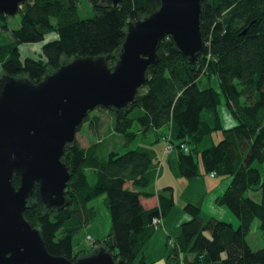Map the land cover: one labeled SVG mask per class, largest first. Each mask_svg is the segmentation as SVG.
<instances>
[{"label": "trees", "instance_id": "16d2710c", "mask_svg": "<svg viewBox=\"0 0 264 264\" xmlns=\"http://www.w3.org/2000/svg\"><path fill=\"white\" fill-rule=\"evenodd\" d=\"M85 1L93 11L85 19L79 18L81 0H26L17 12V28L8 26V16H0L1 73L38 83L48 72L76 58L103 57L111 67L124 42L126 24L157 9L156 0H120L116 6ZM200 30L203 43L209 45H204L196 63L189 64L175 50L170 36L163 38L157 48L158 62L147 67L144 85L124 113L96 108L112 120L107 134L86 147L76 138L66 147L62 162L70 179L65 207L23 211L51 256L74 261L92 252L75 253L72 240L94 219V209L88 204L106 194L110 232L94 245L109 251L115 261L147 264L143 249L156 229L152 220L164 219L174 206L171 188L152 190L160 171L153 148L159 136L122 154L106 148L114 139L123 137L128 147L138 133L166 128L177 150L181 177H198L200 162L208 174L232 177L216 204L226 207L238 221L235 228L215 218L203 220L200 209L186 203L183 208L189 219L180 224L174 238L183 264H264V248L252 250L246 241L255 220L264 234V179L251 167L264 161V0H201ZM34 43H43L40 53L22 58L19 46ZM212 77L236 121L231 128L222 129L219 92L199 85L201 78L208 83ZM102 122L97 112L93 117L88 114L82 124L88 123L96 136ZM219 130L222 139L213 144L211 135ZM89 174L95 178L93 184ZM127 183L133 190L125 188ZM19 184L15 176L13 185ZM249 192H259L260 201L247 196ZM153 196L157 206L145 209L140 197ZM177 255L173 248L167 264H178Z\"/></svg>", "mask_w": 264, "mask_h": 264}, {"label": "water", "instance_id": "95a60500", "mask_svg": "<svg viewBox=\"0 0 264 264\" xmlns=\"http://www.w3.org/2000/svg\"><path fill=\"white\" fill-rule=\"evenodd\" d=\"M24 1L0 0V16L14 17ZM105 1L113 6L120 2ZM156 3L153 13L126 24L111 67L103 57H82L63 63L38 83L0 76V264H124L101 247L74 261L51 256L23 211L65 207L70 179L62 162L66 147L91 111L102 107L121 115L134 102L147 67L159 60L163 38L170 36L191 65L202 55L201 0ZM15 176L20 180L17 188Z\"/></svg>", "mask_w": 264, "mask_h": 264}, {"label": "rangeland", "instance_id": "374dc122", "mask_svg": "<svg viewBox=\"0 0 264 264\" xmlns=\"http://www.w3.org/2000/svg\"><path fill=\"white\" fill-rule=\"evenodd\" d=\"M92 15H93V11H92L91 5L88 2H86L85 0H81V5L79 8V18L85 19V18L91 17ZM7 22H8V26L10 28H17L19 26V22H20V15L16 14L14 17H8ZM42 44L43 43L20 45L19 46V52L21 54V57L25 58L27 56L37 55L36 53L40 52ZM199 83H200L199 85L201 88H205L207 85H209V86L213 87L217 92H219L220 104H219L217 110H218L219 119L221 122L222 129H228V128L235 126L236 121L233 119V117L230 114V111L226 107L224 96L220 93L218 81L216 80V78L212 77L211 80L208 81V83L206 82V80L204 78H201ZM97 112L103 121L101 123V126L98 129L97 135L96 136L92 135V132L89 129L88 123H83L80 127V130L76 133V139L78 140V142L80 143L81 146H86L92 140H94V138H101V137L103 138L104 135H106L107 131L109 130V127H110V124L112 121L110 119V116L108 117L107 113H105L104 111L95 109L89 113L90 117L95 116L97 114ZM137 127H138L137 125H134L133 130H136ZM166 133H168L166 128L162 129L161 131H159L157 133H152V134H148L145 136H142L141 133H138L137 136L129 143L130 145L128 147L124 145L125 141H124V139H122L123 137L122 138L120 137V139H118V140L117 139L113 140L115 143L108 142L110 146H108V148H106V150H107V152L110 150H113V151L118 152L119 154H122V153H125L128 149H133L138 145L145 144V141H147L151 137L153 138L151 142H153L155 140V138H157V136H159V141L155 142L153 146L157 145L156 148H158V149L163 147L162 148V152H163V149L165 148V145H166L165 144L166 143V137H167ZM164 135H166L165 138H164ZM210 139H211V142L213 144H217L222 139V131L219 130V131L213 132ZM172 152L177 155L176 149H173ZM162 155H163V153H162ZM167 155L168 154L163 155V156H167ZM168 160H169V158L166 159V162H168ZM199 162H200V159H199ZM161 166H162V164H161ZM199 166H200L199 167V176L195 180L201 179L203 183L207 184V187L208 186L210 187L211 183L212 184H215V183L218 184L221 182H224V183L226 182V183H228V185L230 184L232 177L216 176L215 178L211 179V178H209V174L206 173L205 170L203 169L201 162H200ZM251 167L257 169L260 173L261 179H264V161L261 163L254 162V163H252ZM172 168H173V170H175V172L177 171L178 176H175L172 173V171L169 170V172L167 171V173H163V175L159 177L158 186L162 187L164 185L163 187H166L168 185V183H170L169 187H167V188H171V192H172L171 194H178V193H180V190L182 191V188H183L182 186H184V184H190L189 182H191L193 180H186L183 177H181L177 164L175 166L172 165ZM159 172H158V174H159ZM88 180H89L90 184H93L95 181V178H94V176L89 174ZM228 185H227V187H228ZM163 189H165V188H163ZM187 194H197V193L193 187H190L187 191ZM247 196L251 197L255 201H260V193L259 192H249V193H247ZM175 198H176V200H175L176 203L173 206V211H172L173 214L171 213L168 216H166L165 218H167V220H169V223L174 224L175 227H178V226H180V223H183L189 219V215L184 211L186 216H187V220H183V221L180 220L178 222L174 221V216H175L176 212H181V210H183V205L181 206L179 203V197H175ZM105 199H106V194H101L98 197H96L95 199H93L88 204V207H92L94 209V219L90 224L83 226L82 229L73 237L72 243H73V249H74L75 253L80 251V250H85V251L86 250H92L93 251L94 249H97L98 245L97 244L94 245V243H96L99 240L104 239L109 234L110 227H111V218H110L109 210L106 206ZM222 208L223 209H219V211H217V214L221 215L220 214L221 211H224V212L227 211L228 214H230V216L234 217V215L230 211H228V209L226 207H222ZM204 213L205 212L203 211V213L200 214V216L202 218H203ZM220 218H222V217H220ZM161 224L158 227H156L154 234L152 235V237L149 239V241L145 245L146 247H144L145 257H146L148 264H155L154 262L152 263V260L157 259L158 251H161V257H162V255L164 253V247H165V250L167 249L166 243L168 245V249L173 251V246L169 245L168 242L170 239L175 238L177 232L173 233L171 238H169V236H167L166 233L164 234V232L162 231ZM237 226H238V223L233 225V227H235V228ZM258 226H259V223L257 220H255L252 223L250 230L246 236V241L252 250L264 248V234L261 232V230L259 229ZM165 241H166V243H165ZM151 258H152V260H151ZM138 259H139V257H137V260ZM164 259H165V257L162 260L164 261Z\"/></svg>", "mask_w": 264, "mask_h": 264}, {"label": "crops", "instance_id": "0c3cea01", "mask_svg": "<svg viewBox=\"0 0 264 264\" xmlns=\"http://www.w3.org/2000/svg\"><path fill=\"white\" fill-rule=\"evenodd\" d=\"M18 50H19V48H18ZM38 53H40V52H38ZM38 53H36V54H38ZM20 56H21V54H20ZM31 56H33V55H31ZM1 75H2V73H1V66H0V76ZM162 129H164V128H162ZM161 130H156V131H153L152 133H157V132H159ZM152 133H147L146 135L152 134ZM142 136H145V135H142ZM152 139L153 138L151 137L150 139L145 141V145H148V144L152 143L151 142ZM86 146H82V147H86ZM156 147H157V145H155L153 148H154V150L156 152V155H157V163H158V167L160 168V172L158 174V177L155 179V182H154L153 187H152V190H153L154 193H157V191H161L163 188L169 187L170 183H168V185L166 187H163L164 185L162 187L158 186V179H159L160 176L163 175V173H167V171L169 172V170H170V171H172V173L175 176H178L177 171L175 172V170H173V168H172V165L175 166L177 164V155L175 153H173V152H170L167 156H163L162 155V153H163L162 152V148L163 147L159 148V149L156 148ZM167 158H169L168 162H166ZM161 164H162V166H161ZM215 177H210L209 176V178H211V179H213ZM197 178L198 177H195V178L191 179L193 181L189 182L190 184H184V186L181 185L183 188H182V191L180 190V193L172 194V198H173L174 204L176 203V201H175L176 198L175 197H179V203H180L181 206L182 205L184 206L186 203H190V204H193V205L197 206L200 209V214H202L203 211H204L205 213L203 215V218L201 217L203 220H208L209 218H215V219L227 222V223L231 224L232 226L234 224H237L238 221H237L236 217L235 216L234 217L230 216V214H228L227 211L226 212L221 211L220 212L221 215L217 214V211H219V209H223L222 207H224V206L217 205L216 204V199L220 195H222L224 193V191L227 189L228 183H226V182L225 183L221 182V183H218V184L217 183H215V184L211 183L210 187L209 186L207 187V184L203 183L201 179L195 180ZM190 187H193L197 194H187V191H188V189ZM125 188H128L129 190H133L132 186H131V183L125 184ZM140 203L145 209L154 208V207L157 206V197L156 196H153V197H150V198L140 197ZM172 211H173V208L171 209L169 214H171V213L173 214ZM220 217H222V218H220ZM180 220L181 221L187 220V216H186V214L184 212V208H183V210H181V212H176V214L174 216V221L175 222H178ZM161 223H162L161 224L162 231L164 232V234L166 233L167 236L171 237L173 233L177 232L176 236H178V234H179V226L175 227L174 224L169 223V220H167V218L162 219ZM176 236H175V238H176ZM165 243H166V241H165ZM166 246H167V249L165 250V247H164V253H163L162 257H161V251H158L157 259H153L152 260V258H151L152 263L154 262L155 264H167V257L170 256L172 251L168 249L167 243H166ZM144 251L145 250L143 249V257H144L145 261L147 262ZM164 257H165V259L163 261L162 259Z\"/></svg>", "mask_w": 264, "mask_h": 264}, {"label": "built area", "instance_id": "2783aa9c", "mask_svg": "<svg viewBox=\"0 0 264 264\" xmlns=\"http://www.w3.org/2000/svg\"><path fill=\"white\" fill-rule=\"evenodd\" d=\"M205 46H208L209 44L208 43H205L204 44ZM166 145H165V148L163 149V155H166V154H169L170 152H172L173 151V149H174V147H173V145L169 142V138L168 137H166V143H165ZM182 148H183V146H182ZM209 176L210 177H215V173H213V172H211L210 174H209ZM161 219L160 218H154L153 220H152V223H153V225L155 226V227H158L160 224H161ZM169 245H171V246H173V248H176L177 249V253H178V255H177V263L178 264H183V261H182V256L179 254V249L177 248V245H176V243H175V240L174 239H170L169 240Z\"/></svg>", "mask_w": 264, "mask_h": 264}, {"label": "flooded vegetation", "instance_id": "af4514ba", "mask_svg": "<svg viewBox=\"0 0 264 264\" xmlns=\"http://www.w3.org/2000/svg\"><path fill=\"white\" fill-rule=\"evenodd\" d=\"M34 201V199L32 200V202Z\"/></svg>", "mask_w": 264, "mask_h": 264}]
</instances>
